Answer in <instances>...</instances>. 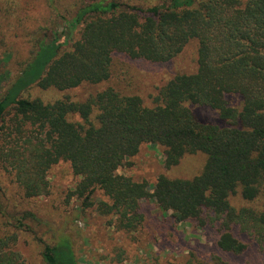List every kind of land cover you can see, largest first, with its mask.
<instances>
[{"label": "trees", "instance_id": "1", "mask_svg": "<svg viewBox=\"0 0 264 264\" xmlns=\"http://www.w3.org/2000/svg\"><path fill=\"white\" fill-rule=\"evenodd\" d=\"M58 1L42 2L63 18L64 31L36 39L25 68L0 99V134L9 109L43 134L31 149L8 153L26 197L45 195L48 171L64 161L80 179L72 196L82 201V208L92 207L93 195L102 191L110 203L100 202V212L113 216L122 230L136 231L144 221L141 202L152 200L177 222L192 220L216 229L221 253L243 255L247 250L236 230L264 251V0L148 5L84 0L71 19L60 13ZM192 42L197 44V71L170 80L151 108L139 96L112 88L84 102L62 98L45 103L24 95L35 84L65 91L103 83L112 76L114 55L166 63ZM229 95L240 97L241 106H232ZM193 107L214 111L225 124L198 120ZM75 116L81 121H72ZM147 144L165 149L167 169L185 155L202 153L207 160L191 179L160 175L150 185L119 175ZM233 196L249 205L234 206ZM254 202L261 204L252 206ZM3 209L0 194V214L7 217ZM16 240L15 234L0 235V264H23L10 249ZM42 256L46 264H78L66 236L46 244ZM169 264L228 262L214 253L206 260L191 255Z\"/></svg>", "mask_w": 264, "mask_h": 264}, {"label": "rangeland", "instance_id": "2", "mask_svg": "<svg viewBox=\"0 0 264 264\" xmlns=\"http://www.w3.org/2000/svg\"><path fill=\"white\" fill-rule=\"evenodd\" d=\"M42 1L0 0V99L31 58L36 39L44 35L50 39L53 34L64 31L63 18ZM83 1L59 0L60 13L71 19ZM159 1L132 0L131 3L148 5ZM81 28L75 32L74 40L79 39ZM196 71L197 44L192 42L177 58L166 63L114 55L112 76L103 83H84L65 91L43 90L35 84L24 95L45 103L62 98L84 102L112 88L125 96H139L144 106L151 108L160 89L170 80L178 74ZM227 100L235 107L242 103L236 95H229ZM193 112L204 123L225 124L212 110L193 107ZM71 120L80 122L81 118L75 116ZM4 125L5 130L0 134V194L7 217L0 214V235L15 234L17 240L10 249L21 256L23 264H46L42 256L44 246L54 245L65 236L71 241L78 264H169L185 261L191 255L206 260L214 253L222 254L228 264H264V251L239 231L235 233L248 246L245 253H221L216 245V229L202 228L192 220L177 222L170 212L162 211L152 200L141 202L142 225L134 232L122 230L113 216L100 212V202L110 203L102 191L95 192L93 206L86 209L82 208L81 200L72 196L80 179L68 162L61 161L48 171L49 187L45 195L26 197L18 180V166L8 153L11 149H31L43 134L30 122L20 121L13 109L8 110ZM164 152L161 146L143 145L117 173L154 185L160 175L180 179L198 176L207 160L202 153L185 155L177 166L167 169ZM232 203L236 207L249 205L237 196L232 197ZM259 204L254 202L252 206Z\"/></svg>", "mask_w": 264, "mask_h": 264}]
</instances>
